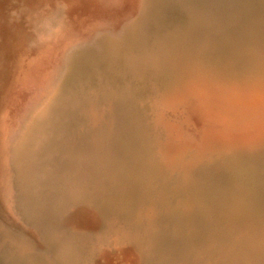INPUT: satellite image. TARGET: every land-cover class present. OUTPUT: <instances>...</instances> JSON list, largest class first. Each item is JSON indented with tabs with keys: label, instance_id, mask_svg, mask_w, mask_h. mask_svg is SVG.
Masks as SVG:
<instances>
[{
	"label": "bare ground",
	"instance_id": "obj_1",
	"mask_svg": "<svg viewBox=\"0 0 264 264\" xmlns=\"http://www.w3.org/2000/svg\"><path fill=\"white\" fill-rule=\"evenodd\" d=\"M102 1L28 0L35 37L23 53L31 63L22 69L19 55L0 51V264H96V257L107 264L127 246L135 264H264V225L252 218L235 222L239 230L251 225L244 231L250 237L230 234L224 238L232 245L213 243L199 253L172 245L160 231L167 219L160 192L169 181H220L229 204L234 194L249 196L234 180L256 179L242 165L262 162L264 138L243 143L234 178L222 180L218 161L242 142L212 130L193 140L192 130L172 119L189 117L198 94L192 84L230 81L212 57L241 55L238 84L264 76V14L219 0H127L109 10ZM107 30L114 35L95 40ZM53 40L51 59L44 48ZM86 42H93L90 50L74 58L67 52ZM13 70L18 84L4 104ZM189 90L195 96L181 95ZM173 138L188 142L176 146ZM90 213L94 221L82 226Z\"/></svg>",
	"mask_w": 264,
	"mask_h": 264
},
{
	"label": "rangeland",
	"instance_id": "obj_2",
	"mask_svg": "<svg viewBox=\"0 0 264 264\" xmlns=\"http://www.w3.org/2000/svg\"><path fill=\"white\" fill-rule=\"evenodd\" d=\"M114 1L115 0H103L102 1L103 3L101 4H103V7H105L106 10H109L111 9V6H115L118 4L120 5L121 3L124 4L127 0H116L115 4L111 5ZM26 3H28V0H0V44L2 40H5V43H6L5 47L2 46L3 48L2 47L0 48V51L7 49L10 52L9 54L16 53L17 55H19L20 56V66L22 67V69L27 67L28 61H29L28 64L31 63L30 56L27 55L26 57L23 52L27 51L29 53V48L33 44V40L35 37V35L32 32L33 30L30 27L31 24L28 21L27 16H25L28 10L25 6H23V4L27 6ZM20 6H22V8L18 9L17 7H20ZM41 6H43V4H41ZM16 12H19V14L17 15ZM254 13H255V10H254ZM67 20L69 22L68 30H70L73 25V17L67 16ZM181 23L182 22H178L176 23V25L181 24ZM103 35L104 36L114 35V33H110L108 30L107 32L102 31L101 33L98 34L95 40L99 38L104 39ZM93 42H89V43L86 42L83 44L76 45L73 48L68 49L70 51H67V52H69V55H72V58H74V56L77 55L78 53H83V52L90 50L92 48ZM54 43L57 44V42L53 40L51 44L45 46L44 48L47 54V55L45 54L46 57H50L51 59L55 57L53 55L54 53L53 50L55 49ZM37 51L40 52L41 48L37 49ZM233 54L229 53L228 55H225V56L223 55L221 59L219 60H218V57L220 56L212 57L211 59H212L213 65H216L217 67H220V68L228 67L227 69L224 68L225 75L223 72H220L219 74L221 75L223 74V76L228 75V73L233 75V71H234L233 77L236 81L233 80V83H231L233 79L231 78L232 75L230 76L228 75V77L230 78V81H228V83L226 84H223L225 82L224 80H223V83H220L213 87H208L207 85H204V83L202 82L200 83L196 82L192 84L193 87L191 89H193L195 92L198 93L196 95L197 98L193 97L195 96V93H193L194 91L189 90V92L187 91L188 93L186 91H182L183 93H181V95H184L185 97H189V98L193 97L191 100L194 99L193 101L194 103H189L190 106L189 105L187 106V115H189V117L188 116H187L188 118L186 117L187 119H186V122H184L185 124L182 122V121H185L183 120V118H173L172 119V121L175 122V124L179 128H182L183 126H185L182 128L183 131L192 130L191 136L193 137V140H198L199 139L198 135L201 137L203 134H206V133L208 134L210 130H212L211 132L213 134L211 133L212 134L211 136H214L215 133L217 134L219 133L218 136H223L224 134L226 135L230 134L229 143L231 142L233 143V145L239 146V144L242 142L239 146L240 148H238L237 146H232L231 148H233L234 150L228 151L230 148L225 150V152L227 151L226 158L231 157V159H233L232 161L236 163H231V162L228 163V161L225 160L226 158H223V160L220 158V161H218L219 163L218 172L222 180L234 178L233 175H234V172L236 171L235 169L239 166L241 162V157L238 158V155L236 156L235 152L236 153L238 152V154L240 153L241 146L244 145L243 143L250 144L252 140L251 137L253 138V140H258L259 137L264 138V136H262L264 134V76L261 77V79L263 78L262 80L259 79V77H256V78H251V80L245 79L244 85L242 83L240 84V82L238 84L236 78L239 76L238 69L240 68L239 64H241V55L238 56L235 53ZM223 59H226V60L228 59V60L226 61ZM230 62L231 64H229ZM217 64H219L220 66H218ZM6 69L7 68H5V70ZM66 69L63 72H67ZM16 71L17 70L12 71L11 73L12 77L9 81V86L4 88L5 92L1 96L2 102H4V104L5 102L9 101V98H10L9 96H10L11 91L18 84V81L15 80L17 77ZM195 87L197 88L196 90H195ZM205 97H206V100H205ZM199 100L202 101V103ZM205 101H206V104L207 103L209 104V106L208 104L206 106ZM200 104H203L206 107V109L205 108L203 109L204 111L201 109L204 106ZM189 108L192 110L194 109V112L192 113V110H190ZM199 108L201 111L199 110ZM196 109H198L200 112ZM188 111H190V113ZM216 120H218L219 122ZM229 124L235 125L237 128L235 126L232 127ZM217 134H215V136ZM171 140L172 142H174V145L179 146V145L184 144L183 140L185 139L179 140V139L173 138ZM185 142L187 143L188 141L185 140ZM234 147L238 148L239 150L236 151ZM207 160H205L206 161L205 164H207L208 166H212L214 164L213 162H210L209 160L208 161ZM253 162L254 160L251 159L249 160V162H245L246 164L242 166L245 167V172H246L245 174H248V176H252L256 178L255 180L251 178L250 179L245 178V180H243L242 182L241 180L237 181L238 179L234 180L238 188H241V186H243V188L247 189L249 193V196H241L239 194L238 195L234 194L235 196L233 195L232 198L235 199V202L234 204L233 202H231V204L234 206L229 204L230 203L229 201H225L221 199L224 196L220 195L221 194L220 192H222L224 188H223V185H221L220 181L212 182L207 179H204L203 181H195L193 179H188L185 181L181 180L179 182L169 181L160 192L162 193V197L160 199L164 200L163 201L164 211L162 213H164L165 218H167L165 219L164 225H162L163 228L161 226V229H160L161 233L163 234V238H166L172 245H177L178 243V245L181 247H186V249L188 250L189 249L191 251L194 250L195 253H199V252H203V250L209 247L210 245H213V243L214 245L225 244L224 245L225 247L228 242H229L228 243L229 245L227 244V246H230V244L232 245L230 241L225 240L224 238V237L227 238L230 234L232 237H235V238L240 237V235H242L243 233L244 234L241 236V238L248 237V236L250 237V234H247L248 233L247 232L246 233L247 235H245V232L251 231L250 228L252 226L249 224H244L245 226L244 225H243L244 227L242 226L244 230L243 229L239 230L235 226V222L240 221V224H241V216L242 217L244 216L243 218H246V219L252 218L253 221L255 222L257 221L261 225H264V191H263L264 190V187H263L264 186V180H263L264 172L262 174V171H264V158L261 162L263 164H261L260 162H256V160L254 163ZM186 181L190 182L191 184L187 183ZM0 188H1V185H0ZM253 190L254 192H252ZM1 200L2 198L0 195V206L3 205L1 203ZM243 208H245V210ZM243 211L245 212V214ZM86 217L87 218L82 216V218L79 219V223L82 226L86 225L85 227H88L91 224V221L89 220L94 221L95 217L91 213L88 214V216ZM207 218H208V221H207ZM225 224H228L230 226L233 225L236 227L237 230L235 229V227L233 228L232 226V229L234 230L233 232L231 227ZM246 226H250V228L249 227L246 228ZM225 227H227L228 231ZM261 228L263 227L261 226ZM261 228L259 227L258 229L260 230ZM223 241L224 242L226 241L227 243L226 242L224 243ZM123 250H126V251H123ZM123 250H121L118 254L121 256L119 260L116 259L115 257V256H118L117 255L118 252L115 250L114 252L112 250L113 254L109 255V257L108 256L106 257V260L109 259L107 264H126V263L135 264L136 257L134 255V252L131 250L130 246L125 247V249ZM121 252H123L125 256ZM126 257L128 259L127 261L125 259ZM98 258L100 259L99 261L101 260L103 261L102 258L96 257L95 258L96 260L94 261V263L106 264L104 263V261L103 263H99V261L97 262Z\"/></svg>",
	"mask_w": 264,
	"mask_h": 264
},
{
	"label": "water",
	"instance_id": "obj_3",
	"mask_svg": "<svg viewBox=\"0 0 264 264\" xmlns=\"http://www.w3.org/2000/svg\"><path fill=\"white\" fill-rule=\"evenodd\" d=\"M223 5H232V8L234 9V11L237 10V12L240 10L241 12L244 11L245 9L247 8H253L255 10V13L258 15V16H261L260 14H264V0H230L227 1H222V0H219ZM219 2V3H220Z\"/></svg>",
	"mask_w": 264,
	"mask_h": 264
}]
</instances>
